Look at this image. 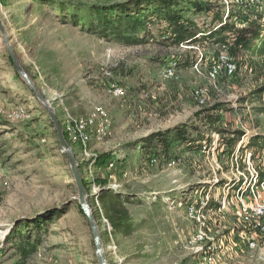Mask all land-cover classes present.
Returning a JSON list of instances; mask_svg holds the SVG:
<instances>
[{
	"label": "rangeland",
	"instance_id": "1",
	"mask_svg": "<svg viewBox=\"0 0 264 264\" xmlns=\"http://www.w3.org/2000/svg\"><path fill=\"white\" fill-rule=\"evenodd\" d=\"M187 1L214 6L189 18L205 35L227 18L224 0ZM230 10L233 23L252 24L250 8ZM70 11L57 0H0L13 51L59 122L65 111L85 116L102 107L109 115L112 134L91 145L96 159L108 156L92 166L95 186L73 145L107 264H264V232L256 227L263 223L253 215L256 204L264 205V184L252 182L264 171V150L251 160L245 148L250 135H264V57L233 56L236 74L215 88L205 76L223 50L215 39L173 46L162 40L167 33L160 23L129 46L89 32L80 18L72 22ZM260 16L264 26V3ZM199 57L202 74L191 68ZM171 59L178 61L177 73L163 80ZM113 87L123 96H113ZM197 88L207 90L204 105L193 98ZM217 104L222 107L211 110ZM218 116L214 126L222 133L209 132L205 124ZM180 124L199 129L191 137L193 147L204 137L200 149L174 145L163 154L160 147H141L143 138ZM236 132L244 134L231 146ZM56 140L47 110L16 75L0 35V264H97ZM207 197L200 220L189 217L188 206L198 209ZM109 217L121 228L114 230ZM251 236L254 249L247 244ZM28 244L36 250L22 254L19 248Z\"/></svg>",
	"mask_w": 264,
	"mask_h": 264
},
{
	"label": "trees",
	"instance_id": "2",
	"mask_svg": "<svg viewBox=\"0 0 264 264\" xmlns=\"http://www.w3.org/2000/svg\"><path fill=\"white\" fill-rule=\"evenodd\" d=\"M60 4L66 5V10H74L68 13V17L72 22L81 19L86 29L97 34L105 40H120L122 43L132 46L142 42L140 34L148 35V27L160 23L166 25V33L162 40H167L170 45L179 46L184 44H193L205 36L213 38L214 43L225 47L232 56H236L241 52L249 53L250 57H264V26L252 23L248 27H240L233 23L234 11L229 10L226 21L220 19V23L215 30L205 33L199 32L195 24L189 20L193 14L201 11L211 12L214 6L211 3L202 5L187 0H57ZM232 7V6H231ZM83 10L80 16L76 11ZM190 14L186 17L185 14ZM70 14V15H69ZM80 18V19H79ZM237 20V19H236ZM198 34L199 37H197ZM201 36V37H200ZM17 75V74H16ZM18 76V75H17ZM264 92V86L260 90ZM222 107L221 104L214 105L211 110L218 111ZM216 119H208V131L212 133H222L220 128L214 126ZM204 125V124H203ZM199 129L193 125H177L172 130L158 131L141 140V147L144 150H154L161 148L163 154H167L174 145L192 146V148H201L200 142L204 137L200 135L197 139L199 144L193 147L191 136ZM236 139L228 144H233L240 140L244 133L236 132ZM58 143V141L56 140ZM245 148L252 150L251 160H254L257 152L264 150V135H250ZM108 160V156L101 155L96 159V164H104ZM257 183L264 181V171L257 172ZM84 185L85 180H83ZM239 184V183H238ZM105 198L104 191L101 199ZM115 200L117 196H113ZM84 217L82 211L79 209ZM85 218V217H84ZM111 226L114 230L121 228L119 222L109 217ZM28 248L20 247L22 254H30L36 250V245H27Z\"/></svg>",
	"mask_w": 264,
	"mask_h": 264
},
{
	"label": "built area",
	"instance_id": "3",
	"mask_svg": "<svg viewBox=\"0 0 264 264\" xmlns=\"http://www.w3.org/2000/svg\"><path fill=\"white\" fill-rule=\"evenodd\" d=\"M226 17H228L230 7L234 5L239 7L242 10L250 8V17L249 21L263 26V19L260 16V10L264 3V0H233L227 3L224 0ZM232 4V5H230ZM236 20V18H235ZM226 21V18H225ZM237 25L239 23L236 22ZM243 27L244 25H239ZM246 27V26H245ZM182 46V45H181ZM222 51L219 52L217 57L211 61L208 71L206 72V78L208 81L217 88V84L222 80H230L237 72V63L235 58L228 52V50L223 46ZM202 57H199L192 65V70L197 74H202L201 70ZM178 69V61L176 59H171L167 65L162 69L160 76L163 80H168L173 78ZM113 96L122 97L123 89L120 87H113L111 91ZM193 98L198 103V105H204L207 101V90L205 88H197L193 91ZM21 112V111H20ZM19 112V113H20ZM64 121H61V127L68 144L72 147L75 146V149H78L83 160H85V165L91 172V175L88 177L89 181L92 182V186H95V180L92 178V166L96 161V155L91 151V145H99L104 142V140L112 134V129L110 127V119L107 111L102 107H95L93 112L89 115H72L68 111H65ZM45 142V140H43ZM257 175L253 177V185L257 184V187L263 186L264 181L257 183ZM256 187V188H257ZM99 186L95 187L96 192L99 191ZM264 191V190H262ZM95 193V192H94ZM89 194V193H88ZM258 195H261L259 191ZM208 197L206 201H201L198 209L195 205H189L187 208V214L192 219L200 220V214L208 206ZM246 212V211H245ZM253 215L259 220L262 221L263 227L260 228L259 225H256L257 230L264 232V205L256 204ZM248 247L254 249L257 246V241L254 236H251L248 239ZM203 264H207L206 262Z\"/></svg>",
	"mask_w": 264,
	"mask_h": 264
},
{
	"label": "water",
	"instance_id": "4",
	"mask_svg": "<svg viewBox=\"0 0 264 264\" xmlns=\"http://www.w3.org/2000/svg\"><path fill=\"white\" fill-rule=\"evenodd\" d=\"M0 35L3 41V44L6 49V53L8 55V58L10 59L12 63V67L15 71V73L23 80V82L27 85V87L31 90L34 97L43 104L45 109L47 110V115L49 122L53 125L55 131H56V138L60 145L62 153L65 154L69 169L71 172L72 179L74 181L76 190H77V200L79 203L80 210L82 211L84 217L87 220V224L89 227V230L91 232L92 241L94 244V250H95V256L97 260V264H107V261L105 259L103 250H102V244L100 239V233L99 229L95 220V217L92 214L91 208L89 206L88 202V190L86 189L83 178L79 169L78 161L75 156V153L72 149V147L68 144V142L65 139L61 124L53 111V107L48 103V101L45 99V97L42 95V93L35 87L33 82L31 81L29 75L27 72L23 69V67L20 65L14 51L13 47L10 44V40L7 36L6 28L3 23V21L0 18Z\"/></svg>",
	"mask_w": 264,
	"mask_h": 264
},
{
	"label": "bare ground",
	"instance_id": "5",
	"mask_svg": "<svg viewBox=\"0 0 264 264\" xmlns=\"http://www.w3.org/2000/svg\"><path fill=\"white\" fill-rule=\"evenodd\" d=\"M53 109V108H52ZM54 111V110H53Z\"/></svg>",
	"mask_w": 264,
	"mask_h": 264
}]
</instances>
